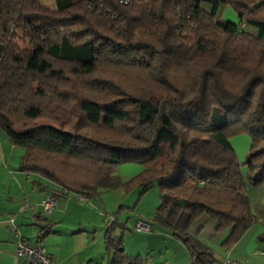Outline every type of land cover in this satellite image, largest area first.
I'll use <instances>...</instances> for the list:
<instances>
[{
	"label": "trees",
	"instance_id": "obj_1",
	"mask_svg": "<svg viewBox=\"0 0 264 264\" xmlns=\"http://www.w3.org/2000/svg\"><path fill=\"white\" fill-rule=\"evenodd\" d=\"M226 5L242 19L264 0H0V129L23 149L19 170L87 200L154 185L150 224L190 264L214 259L188 232L201 215L229 249L254 222L247 188L264 181V38L262 23L251 34L215 14ZM125 163L142 169L121 181ZM112 215L103 264H145Z\"/></svg>",
	"mask_w": 264,
	"mask_h": 264
},
{
	"label": "crops",
	"instance_id": "obj_2",
	"mask_svg": "<svg viewBox=\"0 0 264 264\" xmlns=\"http://www.w3.org/2000/svg\"><path fill=\"white\" fill-rule=\"evenodd\" d=\"M215 14H220L223 20L234 24H238L241 20L227 5L218 6ZM242 19L244 23L240 29L251 34H256L257 23H262L264 38V9L256 5L252 12ZM243 137L245 139L240 140L236 137L229 139L239 162L244 160L250 142L249 138ZM22 154L19 147L11 144L0 129V243H2L0 264H21V259H17L18 262L11 259L14 256L17 234H20L19 236L30 245H41L51 257L53 264H103L107 258L103 243L104 228L101 230L100 221L95 220V217L101 214H95L84 206V203L78 202L74 194L57 193L58 187L38 174L20 171L18 164ZM141 169L138 164L125 163L116 171H119L122 177H131ZM46 194L55 195V200L52 209L43 213L39 202ZM247 197L254 222L229 249L221 246L228 230L216 232L215 222L209 217L201 215L190 225L189 234L212 251L214 259L210 264H264V242L258 239V236L264 232V181L256 187H248ZM119 202L118 199L115 200L110 205L109 208H112L110 210H113ZM23 203L30 205L23 209ZM90 211L96 216L87 215ZM43 229L49 232L44 239L45 246L41 244L40 239ZM151 229L155 234L146 236V240H150L154 244H152L154 251L159 252L155 264H190L188 253L179 241L166 231L156 227L155 230L152 227ZM66 234L68 237L62 240L69 245V250L65 247L62 249L61 243H55V239L59 241V238L65 237ZM73 237V243H67V240ZM49 238L52 240H48ZM123 248L125 250V245Z\"/></svg>",
	"mask_w": 264,
	"mask_h": 264
},
{
	"label": "rangeland",
	"instance_id": "obj_3",
	"mask_svg": "<svg viewBox=\"0 0 264 264\" xmlns=\"http://www.w3.org/2000/svg\"><path fill=\"white\" fill-rule=\"evenodd\" d=\"M47 4L52 6V2H47ZM200 6L206 12H209L211 9V5L208 2H201ZM243 136L247 137V135L240 134V135L233 136L231 138L236 137L237 139L241 140L242 138L245 139V137ZM237 144L241 145L242 143H237ZM19 149L21 150V152H23V149L21 147H19ZM121 165L117 166L118 170L120 169ZM116 172H118L117 175L119 176L121 180H124L127 177H129V176L122 177L119 171H116ZM245 172H246L245 166H241V173L245 175ZM139 192H140V189L138 187H135L128 192H124L122 188L118 187L111 191H107L106 193H99V195H96L95 197L88 199V202L84 203L83 205L88 207L93 212H95V214L97 213L101 214L97 217L96 215H93L91 211L87 213V215L92 214V216H96L95 220L96 222H98V220L100 221L101 230L106 225V219L113 217L112 214L116 213L115 215L116 221L119 222L123 226V228L116 227L114 230V234L117 237H119L120 235L122 236V241H123L122 244L125 245L126 254L131 255V256L139 255L143 259L145 264L146 263L155 264L154 261L156 260L157 257H159L158 256L159 252L154 251V249L152 248L153 243L150 240L149 241L146 240V236L154 235L155 232H151L148 234L142 233V232H136V231H133L132 227H133V223L135 219L137 218L146 219V220H149L152 218L154 209L156 205L158 204V190L156 186L153 185L141 196H138ZM107 194H110V195H107ZM117 199L118 201H120L119 204H117V206L113 210H110L112 209V208H109L110 205H112ZM92 216L91 218L92 220H94V217ZM151 227L154 228L155 230V227L152 224H151ZM42 232H43V236L40 238L41 244L45 246L44 239L46 235H48L49 232H47V230H43ZM66 237H68L67 234L65 237L59 238L60 239L59 241L55 239V243H61L62 249L65 247L67 248V250H69L70 248L69 245H67L65 241L62 240ZM54 238H57V237H54ZM150 238L151 237H149V239ZM48 240H52V239L49 238ZM73 241H74V237L73 239L71 238L70 240H67V243L72 244ZM0 246H2V243H0ZM11 259L12 261L15 260L14 262H18L15 256H12ZM20 262L21 264H24L23 259H21Z\"/></svg>",
	"mask_w": 264,
	"mask_h": 264
},
{
	"label": "built area",
	"instance_id": "obj_4",
	"mask_svg": "<svg viewBox=\"0 0 264 264\" xmlns=\"http://www.w3.org/2000/svg\"><path fill=\"white\" fill-rule=\"evenodd\" d=\"M128 0H119L120 3H126ZM244 20L241 19L238 23V29L243 25ZM78 201L87 203L86 197L80 194L73 195ZM55 196L53 194L44 195L40 202L41 210L46 213L49 212L54 205ZM29 207L27 203L22 204V208ZM108 217V216H107ZM113 218V219H112ZM111 219V220H110ZM114 217L106 219V225L110 226L113 223ZM133 231L148 233L151 232V224L149 220L138 218L133 223ZM13 255L18 259H23L26 264H53L52 259L46 254L45 249L41 245H30L24 241V239L17 234V239L14 244ZM227 263V260H226Z\"/></svg>",
	"mask_w": 264,
	"mask_h": 264
}]
</instances>
